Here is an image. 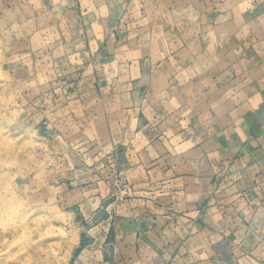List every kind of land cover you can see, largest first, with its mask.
<instances>
[{"label":"crops","instance_id":"1","mask_svg":"<svg viewBox=\"0 0 264 264\" xmlns=\"http://www.w3.org/2000/svg\"><path fill=\"white\" fill-rule=\"evenodd\" d=\"M6 3L67 264H264V0Z\"/></svg>","mask_w":264,"mask_h":264},{"label":"rangeland","instance_id":"2","mask_svg":"<svg viewBox=\"0 0 264 264\" xmlns=\"http://www.w3.org/2000/svg\"><path fill=\"white\" fill-rule=\"evenodd\" d=\"M6 2L0 0V264H67L76 230L51 181L59 167L45 169L49 155L39 150L47 147L33 130L46 105L12 75L27 48L16 20L21 11L6 10Z\"/></svg>","mask_w":264,"mask_h":264},{"label":"built area","instance_id":"3","mask_svg":"<svg viewBox=\"0 0 264 264\" xmlns=\"http://www.w3.org/2000/svg\"><path fill=\"white\" fill-rule=\"evenodd\" d=\"M104 179L107 195L113 204L112 210H117L124 201L134 196L136 188L124 176L110 172Z\"/></svg>","mask_w":264,"mask_h":264},{"label":"bare ground","instance_id":"4","mask_svg":"<svg viewBox=\"0 0 264 264\" xmlns=\"http://www.w3.org/2000/svg\"><path fill=\"white\" fill-rule=\"evenodd\" d=\"M82 171V170H81Z\"/></svg>","mask_w":264,"mask_h":264}]
</instances>
